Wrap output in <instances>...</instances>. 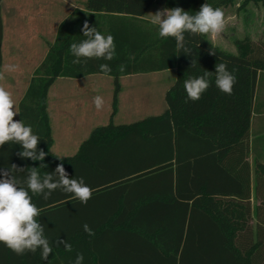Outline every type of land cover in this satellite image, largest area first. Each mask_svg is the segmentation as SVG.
<instances>
[{"label":"trees","instance_id":"1","mask_svg":"<svg viewBox=\"0 0 264 264\" xmlns=\"http://www.w3.org/2000/svg\"><path fill=\"white\" fill-rule=\"evenodd\" d=\"M156 1L84 0L60 24L19 104V120L31 125L40 138L38 150L48 154L44 161H32L19 156V144L6 143L0 147V170L15 164L25 169L16 175L26 179L31 167L43 176L63 164L69 178L83 177L92 197L83 204L59 189L48 200L29 192L41 209L37 219L53 252L48 260L41 258L40 249L18 256L0 243V264H73L77 253L84 254L83 264H264V163L255 142V188L261 204L253 214L249 205L228 198L247 199L243 190L249 189L248 179L244 184L234 162L248 156L251 122L264 111V42L235 40L237 55H232L216 48L208 35L185 33L190 53L177 51L175 39L160 38L157 26L145 18ZM236 1L163 3L166 9L180 7L195 15L206 2L221 9ZM85 22L114 37L112 61L81 58V63H72L70 45L85 39L81 31ZM2 42L0 0V71ZM102 63L112 71L101 72ZM219 63L236 77L231 95L215 85ZM120 65L126 66L124 72ZM171 70L176 79L166 92L167 109L162 114L97 127L73 156L51 153L47 95L57 79L112 77L113 116L120 78ZM205 71L212 72L211 86L200 100H188L184 81ZM259 139L264 137L255 141ZM84 224L94 235L84 231ZM57 240H67L72 251L57 245Z\"/></svg>","mask_w":264,"mask_h":264},{"label":"clouds","instance_id":"2","mask_svg":"<svg viewBox=\"0 0 264 264\" xmlns=\"http://www.w3.org/2000/svg\"><path fill=\"white\" fill-rule=\"evenodd\" d=\"M150 23L158 28L160 38H174L177 51L183 50L190 53L185 46V33L190 35H218L224 27V12L220 8H214L207 2L204 3L195 15L183 10L180 7L158 11L152 17ZM82 33L85 39L79 43L70 45V52L75 59L73 64L85 60L103 59L112 61L116 55V45L112 35L105 36L96 27H90L84 23ZM212 54L215 51L212 50ZM195 60L191 66L194 67ZM125 65L119 66V71H125ZM17 65L8 64L0 71V80H4L5 72H13ZM103 73L112 71L108 63L99 65ZM215 85L223 93L231 95L236 77L228 71L225 63L215 66ZM212 72L205 71L203 75L189 77L184 81V89L187 99L198 101L208 90ZM104 98L100 95L93 97V104L99 111L104 107ZM19 112L16 110V103L12 93L0 85V147L6 143L19 144L22 151L19 156L32 161H44L46 153L43 149L38 150L40 138L34 134L31 125H25L22 120L15 121L14 116ZM40 165L46 166L41 163ZM25 169L15 164L8 169L0 170V243L4 244L18 256L28 252L36 253L41 250V258L48 260L53 248L44 234V226L38 221L41 209L32 202L33 195H39L48 200L55 190H62L64 193L73 194L74 198L81 203L87 204L92 197V189L85 184L83 177L69 178L63 164H58L54 172H47L41 176L37 167H31L27 172L26 179L19 178L16 173H24ZM83 229L90 236L94 232L88 224ZM57 245H63L65 250L72 251V245L67 240H57ZM84 254L77 253L73 264H83Z\"/></svg>","mask_w":264,"mask_h":264},{"label":"crops","instance_id":"3","mask_svg":"<svg viewBox=\"0 0 264 264\" xmlns=\"http://www.w3.org/2000/svg\"><path fill=\"white\" fill-rule=\"evenodd\" d=\"M4 1L5 0H1L3 20L1 71L4 69V66L8 64L17 65L18 68L13 72H5V79L0 80V85L4 86L12 93L16 103V110L19 112V104L29 87L31 78L35 70L44 60L48 52V45L54 42L60 24L76 9H79L84 0H30L31 6H28L27 0H16V2L12 3L10 6H7ZM152 8L153 7L145 14V17L148 16ZM23 24L26 25L27 28L32 29L31 35L33 40H41L42 37L49 34L52 29L54 36L51 42L48 40L46 50L39 49L36 45L27 46L28 48L23 50V41L21 42V40L27 36L24 29L22 30ZM217 48L232 55H237V50L235 48L231 51L219 47ZM30 59L34 60L31 65L32 67L26 70L23 66L26 67L27 64L30 63ZM150 74L165 75L160 80H167L163 83L161 89L154 90L156 92V97L151 98L148 103H146L149 112L147 114L149 115L143 118L158 116L167 109L165 95L176 79L174 70ZM139 75L142 74L120 78L119 83L121 90L117 99L116 113L113 116L114 80L112 77L89 75L79 79H57L50 87L47 95V111L53 137V145L51 147L53 152L51 153L60 158L73 156L78 151L81 143L89 137L93 129L105 126L110 122L114 123L113 120L117 119L120 115L122 118H131L132 116L138 117L141 106L143 107L144 105L140 104V99L137 98H133L130 103L127 102L123 81L134 79ZM96 95L102 96L105 101L103 109L99 111L93 104V97ZM14 120L19 121V113L14 116ZM135 121H126L121 124H130ZM96 124H98L97 127ZM57 134L59 135L58 139L56 136ZM76 135L83 138L81 139L82 141L76 143L74 139V137H77ZM262 137H264V111H262L259 116H255L251 122L248 156L243 160H234L235 168L238 169V172L242 173L241 177L244 184L246 179H248L249 189L246 188L243 190L247 199H241L235 196L228 197L229 200L231 199L249 205L253 214L261 204V199L259 200L256 197L254 165L256 157L252 146L253 142H255L254 149L259 153L258 159L260 162L264 163V139L255 141V138ZM251 224L253 227L256 226L254 215Z\"/></svg>","mask_w":264,"mask_h":264},{"label":"rangeland","instance_id":"4","mask_svg":"<svg viewBox=\"0 0 264 264\" xmlns=\"http://www.w3.org/2000/svg\"><path fill=\"white\" fill-rule=\"evenodd\" d=\"M4 2L7 6H10L12 5V3L16 2V0H5ZM27 4H29L28 6H31L30 0H27ZM152 7L153 8L151 9L150 13H148V16L145 17L147 20L150 21L156 12L163 11L164 9H166L162 0H157ZM221 10L224 12L225 22V27L223 31L218 35H208L209 41L216 48L219 47L227 51L234 50V41L243 40L245 38H249L250 40L256 43L264 42V4H254L253 2L245 3L244 0H237L234 4L228 7L221 8ZM23 29L25 34L27 33V36H25L21 40V42L23 41V50L27 49V46L30 47V45H36L37 48L46 50L48 40H50L51 42L54 36L51 29V32L47 35H44L41 40H33L31 35L32 29L27 28L26 25L22 26V30ZM29 61L30 63L27 64L26 67L23 66V68L26 70H29V68L32 67L31 65L34 60L30 59ZM163 76L165 75L142 74L134 79L123 81L124 92L127 102L130 103L132 102L133 98H137L140 99V104L144 106H141V111L139 112L138 117L132 116L131 118H122L120 115L119 117H117V119L113 120L114 123L121 124L126 121H138L139 119H142L143 117L149 115L147 114L149 112L146 103H148L151 98L156 97V92L154 90L161 89L163 83L166 82L167 79H163L164 82L160 80L161 78H163ZM97 125L98 124H96V127ZM56 136L58 139L59 135L57 134ZM74 139L77 143L79 141H82L81 139L83 138L77 136L74 137ZM51 152L53 151L51 150Z\"/></svg>","mask_w":264,"mask_h":264}]
</instances>
